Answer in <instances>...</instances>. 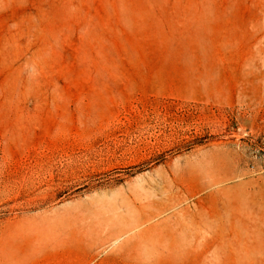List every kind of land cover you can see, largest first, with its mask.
<instances>
[{"label":"rangeland","instance_id":"374dc122","mask_svg":"<svg viewBox=\"0 0 264 264\" xmlns=\"http://www.w3.org/2000/svg\"><path fill=\"white\" fill-rule=\"evenodd\" d=\"M0 264H264V0H0Z\"/></svg>","mask_w":264,"mask_h":264},{"label":"bare ground","instance_id":"6f19581e","mask_svg":"<svg viewBox=\"0 0 264 264\" xmlns=\"http://www.w3.org/2000/svg\"><path fill=\"white\" fill-rule=\"evenodd\" d=\"M145 223V221L138 220L133 224V226L130 225L129 227H127L126 225V227H116L110 232V235L107 238V242L118 241L122 236L126 235L128 232L134 229H140L143 225H145Z\"/></svg>","mask_w":264,"mask_h":264}]
</instances>
